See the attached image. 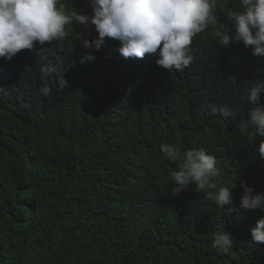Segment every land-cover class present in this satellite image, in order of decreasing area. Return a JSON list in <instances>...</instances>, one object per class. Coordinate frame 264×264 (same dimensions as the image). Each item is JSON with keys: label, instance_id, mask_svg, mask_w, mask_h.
<instances>
[{"label": "trees", "instance_id": "trees-1", "mask_svg": "<svg viewBox=\"0 0 264 264\" xmlns=\"http://www.w3.org/2000/svg\"><path fill=\"white\" fill-rule=\"evenodd\" d=\"M237 5L221 0L220 20L194 38L193 62L179 72L150 55L125 59L118 40L85 49L78 32L97 33L71 25L62 41L0 58V264H264L250 233L264 211L240 207L242 183L264 192L255 150L264 138L241 131L251 107L241 97L264 80V57L215 38L220 9ZM57 7L91 14L87 0ZM43 64L56 72L42 76ZM162 143L214 155L231 206L191 184L173 196L181 161ZM220 226L233 239L227 253L212 246Z\"/></svg>", "mask_w": 264, "mask_h": 264}, {"label": "clouds", "instance_id": "clouds-1", "mask_svg": "<svg viewBox=\"0 0 264 264\" xmlns=\"http://www.w3.org/2000/svg\"><path fill=\"white\" fill-rule=\"evenodd\" d=\"M62 0H0V58L9 61L22 50L34 51L36 46L51 45L66 38V26H83L94 29L97 37L83 38L78 32L85 49L100 50L106 39L118 40L119 53L125 58L143 59L154 56L157 66L170 71H183L193 62L192 43L199 34L205 33L210 25L220 20L218 5L221 0H87L91 14L72 10H58ZM223 12L215 32L219 46L242 43L250 48L253 56L264 57V0H238L236 8ZM83 59L93 60L91 52H85ZM82 59V62H83ZM42 76L56 72L52 65L40 66ZM61 90L67 85L62 76L56 81ZM51 88H40L43 96H48ZM7 93L0 87V95ZM264 80L252 85L241 97L251 107L247 120L241 128L254 130L256 136L264 138ZM229 116L234 112L225 110ZM162 154L172 160H180L178 170L171 173L173 196L187 190L189 184L197 192L215 189L208 199L223 208L231 206L232 196L229 187H218L216 178L220 176L217 159L203 148L183 150L178 144L162 143ZM260 158L264 159V139L255 147ZM240 207L248 212L257 209L264 211V192L242 183ZM251 240L264 243V215L251 228ZM213 248L227 253L233 246L232 237L222 229L213 234Z\"/></svg>", "mask_w": 264, "mask_h": 264}]
</instances>
